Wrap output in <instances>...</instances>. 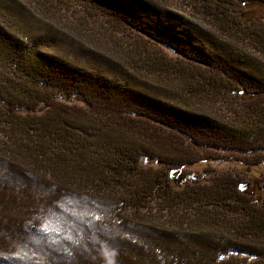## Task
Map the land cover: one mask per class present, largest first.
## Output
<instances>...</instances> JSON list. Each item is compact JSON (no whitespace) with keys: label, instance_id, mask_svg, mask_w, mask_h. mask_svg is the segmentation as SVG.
Listing matches in <instances>:
<instances>
[{"label":"trees","instance_id":"trees-1","mask_svg":"<svg viewBox=\"0 0 264 264\" xmlns=\"http://www.w3.org/2000/svg\"><path fill=\"white\" fill-rule=\"evenodd\" d=\"M248 1L0 0V264H264Z\"/></svg>","mask_w":264,"mask_h":264},{"label":"rangeland","instance_id":"rangeland-1","mask_svg":"<svg viewBox=\"0 0 264 264\" xmlns=\"http://www.w3.org/2000/svg\"><path fill=\"white\" fill-rule=\"evenodd\" d=\"M245 3L243 4L242 9L239 11L240 14H241V17L244 20H250V19H255V18H261V19L264 20V4L258 3V2H249V1L246 4ZM39 98H41L40 95L36 94L34 101L39 100ZM52 99L56 100L54 98V94H50L49 98H46V102H48V103L51 102L52 103V101H51ZM62 100L63 101H61L60 104H65V107L60 105V108H64L62 110L64 112V114H68V115L74 117L71 113H69L68 110L69 109H75L74 105L81 104V103L68 104V103L64 102L65 101L64 99H62ZM67 100L70 101V102L76 101L73 98H70V99H67ZM54 102H56V101H54ZM62 102H64V103H62ZM48 103H40V102L36 103L35 107H34V108H36V113H40V112H43V111L47 110L50 107V105ZM75 110L83 111L81 109H75ZM67 122H73V121L67 120ZM225 165H236V164L233 161V159H230V160H227V161H212V162H205V163H199V164L193 165V166L190 167V170L194 174L200 175L202 172L205 171L206 168H214L215 170H218V168L223 167ZM245 169L248 170L249 174L254 179H257L261 175H264V162L259 164V165H255V166L254 165H247V167ZM51 203H52V200H48V201L44 202V204H49V205ZM56 203L53 206H56L57 205ZM69 216H72V215H69ZM52 218L54 219L55 222H59L60 221L59 217L52 216ZM123 219L126 220L127 218L124 216ZM108 220L109 219H106L105 222L108 221ZM72 221L73 222L76 221L75 217H74V220H72ZM109 224L117 226L116 222L114 221L113 218L109 221ZM120 241H121V238L118 239V240L111 241V242L117 243V242H120Z\"/></svg>","mask_w":264,"mask_h":264}]
</instances>
